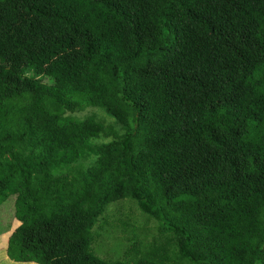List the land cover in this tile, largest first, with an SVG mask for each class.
Instances as JSON below:
<instances>
[{
    "label": "trees",
    "instance_id": "16d2710c",
    "mask_svg": "<svg viewBox=\"0 0 264 264\" xmlns=\"http://www.w3.org/2000/svg\"><path fill=\"white\" fill-rule=\"evenodd\" d=\"M1 119L9 260L264 264V0H0Z\"/></svg>",
    "mask_w": 264,
    "mask_h": 264
},
{
    "label": "rangeland",
    "instance_id": "374dc122",
    "mask_svg": "<svg viewBox=\"0 0 264 264\" xmlns=\"http://www.w3.org/2000/svg\"><path fill=\"white\" fill-rule=\"evenodd\" d=\"M98 110L101 112L102 116L106 119H113L110 115H108L103 109L98 108ZM5 112V111H4ZM84 112L80 113L83 114ZM6 115V113L3 114V118ZM1 121V120H0ZM108 121V120H107ZM13 204H14V197L8 196V198L0 204V224L3 225L6 223V220H10V217L13 216ZM122 205V204H121ZM128 204H124L126 207ZM123 209L119 207L118 205H110L107 208L105 217L107 221H112V219H116L120 212H122ZM6 212V215H8V218L6 216H2V213ZM13 222V228L14 226L18 225V222L14 220ZM102 222V221H101ZM99 222V223H101ZM131 222L134 224V227L136 228L135 233L140 232V228H142L144 225L148 226L150 228L153 227V223L151 221L145 223L144 219L139 215L132 216ZM118 225V226H117ZM101 234L97 240H95L93 246L94 251L102 257H111V258H117L121 255L125 247L128 245V242L125 240L126 237L130 236L127 234V231L123 229L119 224H115L112 226L104 225L103 229L100 230ZM1 243H4V246L1 247L4 249L7 243V239L3 236L1 238ZM0 264H37L35 262H14L8 259V257L0 250Z\"/></svg>",
    "mask_w": 264,
    "mask_h": 264
},
{
    "label": "crops",
    "instance_id": "0c3cea01",
    "mask_svg": "<svg viewBox=\"0 0 264 264\" xmlns=\"http://www.w3.org/2000/svg\"><path fill=\"white\" fill-rule=\"evenodd\" d=\"M1 122V121H0ZM1 214V213H0ZM15 222V221H14ZM16 223V222H15ZM15 227V226H14ZM13 221L11 220V226L9 228V230H5L3 232L0 233V250H2V252H4V254L6 255L5 253V249H6V246L4 247V249L2 248L4 246V243L2 244L1 243V238L4 236L6 239L8 238V235L10 234V232L13 230ZM1 244H2V247H1Z\"/></svg>",
    "mask_w": 264,
    "mask_h": 264
},
{
    "label": "clouds",
    "instance_id": "9594fccd",
    "mask_svg": "<svg viewBox=\"0 0 264 264\" xmlns=\"http://www.w3.org/2000/svg\"><path fill=\"white\" fill-rule=\"evenodd\" d=\"M2 119H3V117H2ZM2 119H1V122H0V124L2 123ZM18 222V221H17ZM19 223V222H18Z\"/></svg>",
    "mask_w": 264,
    "mask_h": 264
}]
</instances>
